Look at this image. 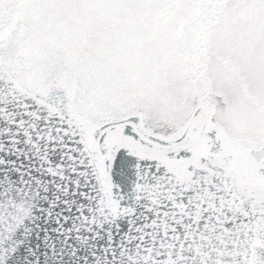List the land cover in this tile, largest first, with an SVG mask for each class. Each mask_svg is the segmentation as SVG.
I'll return each mask as SVG.
<instances>
[{
    "label": "snow or ice",
    "instance_id": "1",
    "mask_svg": "<svg viewBox=\"0 0 264 264\" xmlns=\"http://www.w3.org/2000/svg\"><path fill=\"white\" fill-rule=\"evenodd\" d=\"M0 264H264V0H0Z\"/></svg>",
    "mask_w": 264,
    "mask_h": 264
}]
</instances>
